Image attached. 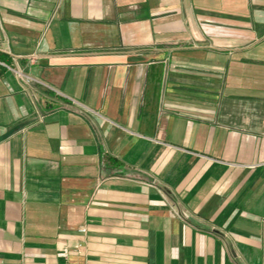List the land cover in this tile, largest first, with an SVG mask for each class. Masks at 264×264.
<instances>
[{
	"label": "crops",
	"instance_id": "obj_1",
	"mask_svg": "<svg viewBox=\"0 0 264 264\" xmlns=\"http://www.w3.org/2000/svg\"><path fill=\"white\" fill-rule=\"evenodd\" d=\"M0 60V264H264V0H0Z\"/></svg>",
	"mask_w": 264,
	"mask_h": 264
},
{
	"label": "built area",
	"instance_id": "obj_2",
	"mask_svg": "<svg viewBox=\"0 0 264 264\" xmlns=\"http://www.w3.org/2000/svg\"><path fill=\"white\" fill-rule=\"evenodd\" d=\"M0 67H5V68L13 71L19 78H23L27 83L32 81V78L24 75L22 70H20L19 68L11 67V66L7 65L6 63H4L1 60H0ZM80 232L85 233L86 230L85 229H81Z\"/></svg>",
	"mask_w": 264,
	"mask_h": 264
}]
</instances>
